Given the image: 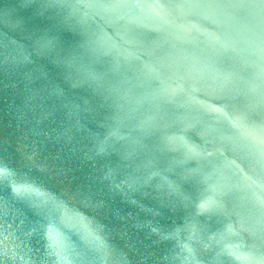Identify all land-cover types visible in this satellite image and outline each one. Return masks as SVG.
I'll return each instance as SVG.
<instances>
[{"label":"water","instance_id":"95a60500","mask_svg":"<svg viewBox=\"0 0 264 264\" xmlns=\"http://www.w3.org/2000/svg\"><path fill=\"white\" fill-rule=\"evenodd\" d=\"M0 264H264V0H0Z\"/></svg>","mask_w":264,"mask_h":264},{"label":"snow or ice","instance_id":"6c2138e0","mask_svg":"<svg viewBox=\"0 0 264 264\" xmlns=\"http://www.w3.org/2000/svg\"><path fill=\"white\" fill-rule=\"evenodd\" d=\"M23 2H24L25 4H29V3H31V0H23ZM50 44H51V42L44 43V44H43V47L47 48V47L50 46Z\"/></svg>","mask_w":264,"mask_h":264}]
</instances>
